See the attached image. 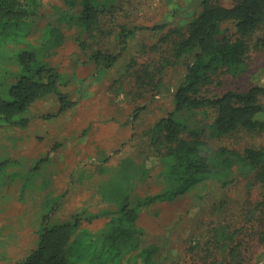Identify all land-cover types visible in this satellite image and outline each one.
Listing matches in <instances>:
<instances>
[{"label":"rangeland","instance_id":"374dc122","mask_svg":"<svg viewBox=\"0 0 264 264\" xmlns=\"http://www.w3.org/2000/svg\"><path fill=\"white\" fill-rule=\"evenodd\" d=\"M63 5L62 0H42L35 19L0 37V83H8L11 73L18 71L17 51L30 48L42 63L63 73L66 84L61 89L73 102L59 111L56 95L49 94L32 103L26 127L0 126V264H14L36 246L46 213L50 222L77 214L82 226L96 231L118 208L109 198L118 185L127 187L132 198L165 186L148 131L173 108L172 92L184 73L183 65L167 68L160 82L157 74L153 80L147 78L149 86H138L128 69L130 59L137 62L136 67L147 64L151 71L170 48L163 44L154 51L150 46L159 33L147 29L129 38L110 68L96 66L89 56L97 48L119 50L111 34L118 31L117 25L182 23L200 8L199 0H123V10L105 21V34L87 38L81 46L78 30L58 20ZM50 24L63 34L59 44L46 33ZM225 26L233 30L232 25ZM258 37H264V24L249 40L246 72L236 77L219 75L207 94L264 85V47L253 46ZM261 101L264 104V95ZM258 117L264 119V114ZM210 143L214 148L229 146L240 151L262 148L264 131L242 129ZM141 165L146 168L140 177ZM260 193L257 182L237 175L227 187L207 181L171 201L154 202L139 211V246H158L152 264H220L223 258L222 264H234L237 256L234 261L226 258L223 236L215 230L223 223L239 231L235 239L242 240V248H236V255L240 253L242 264H264V242L258 239L260 234L264 238ZM101 264L145 263L138 249H123L117 261Z\"/></svg>","mask_w":264,"mask_h":264},{"label":"trees","instance_id":"16d2710c","mask_svg":"<svg viewBox=\"0 0 264 264\" xmlns=\"http://www.w3.org/2000/svg\"><path fill=\"white\" fill-rule=\"evenodd\" d=\"M122 1L62 0L64 5L59 7L58 20L78 30L81 46L85 39L105 34V21L123 10ZM41 5L42 0H0V37L5 38L14 29L35 19ZM199 6L189 20L182 23L149 26L121 23L114 28L118 31L111 33L119 50L97 48L89 56L96 66L110 68L120 59L129 38L137 30L147 29L159 33L150 46L154 51L163 48V44L170 48L168 54L160 55L151 71L147 64L136 67L137 62L130 59L128 69L136 84L149 86L148 79L153 80L157 74L160 82L167 68L183 65L184 73L172 92L173 108L148 131L149 144L159 157V175L165 183L164 188L132 198L127 187L118 185L109 197L118 208L96 231L82 226L77 214L51 222L50 215L44 214L36 246L14 264H101L117 261L123 249H138L144 263L152 264L158 246H139L141 229L136 220L140 209L154 202L171 201L207 181L227 187L241 175L250 183L257 182L262 196L258 204L264 209V147H245L240 151L229 146L214 148L210 143L242 129L254 133L264 131V119L258 117L264 114L261 101L264 85L207 94L210 83L219 75L236 77L246 72L249 40L264 24V0H233L228 5L219 0H199ZM227 24L232 25L233 30H229ZM48 32L54 42H62L59 28L50 24ZM255 41L253 46L264 47V37ZM17 52L18 71L11 73L8 83H0V126L26 127L32 103L49 94L56 95L59 111L72 106L73 102L61 89L66 79L59 69L42 63L30 48ZM47 158L39 160L33 168H38ZM139 167V176H145L146 167ZM215 230H220L223 236L221 244L226 258L229 256L234 261L233 256H237L234 264H242L240 253L236 255V248H242V240L235 239L238 229L230 230L222 223ZM258 239L263 243V234ZM224 260L221 259L220 264Z\"/></svg>","mask_w":264,"mask_h":264}]
</instances>
